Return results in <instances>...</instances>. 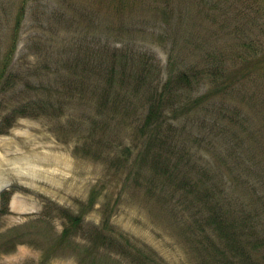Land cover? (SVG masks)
I'll use <instances>...</instances> for the list:
<instances>
[{
	"label": "rangeland",
	"instance_id": "374dc122",
	"mask_svg": "<svg viewBox=\"0 0 264 264\" xmlns=\"http://www.w3.org/2000/svg\"><path fill=\"white\" fill-rule=\"evenodd\" d=\"M257 4L256 14L252 0H0V52L16 40L19 74L0 120L27 101L45 109L0 133V264H264V61L250 60L251 37L264 48ZM114 53L123 59L102 100L88 80L94 61L108 65ZM146 61L147 82L182 70L191 79L166 92L178 99L168 110L178 117L169 177L138 159L144 107L128 74ZM63 209L82 221L67 233ZM94 228L118 245L95 241Z\"/></svg>",
	"mask_w": 264,
	"mask_h": 264
},
{
	"label": "trees",
	"instance_id": "16d2710c",
	"mask_svg": "<svg viewBox=\"0 0 264 264\" xmlns=\"http://www.w3.org/2000/svg\"><path fill=\"white\" fill-rule=\"evenodd\" d=\"M255 13L257 14L260 11L258 7V0H252ZM25 12V6L22 5L19 9L16 17L17 27L21 22V16ZM259 39L255 37L250 38V46L254 47V53L250 54V60H263L264 61V48L258 47ZM261 45V42H260ZM9 49L1 55L0 52V104L3 101V96L8 93L13 88L18 86V78L19 74L13 73L12 67V58L16 48V40L14 39L12 45L8 47ZM103 52H98L97 55H100ZM106 58L107 54H104ZM249 58V57H247ZM81 59L77 56L76 60ZM123 59V56L114 53L112 55V61L108 65H103V61L101 58L98 60V64L94 61V65L92 69L97 76L90 77L89 80H94L93 84L89 83L88 87L92 90L101 91L100 98L102 100L107 99L110 96V91L112 86H114V80L118 75V65L117 60ZM92 59H90L91 61ZM264 65V64H263ZM143 70L141 72L134 71L128 74L129 77L135 78V83L133 86V95L138 97L141 101L142 107H144L143 112H141L140 116V124L138 125V139H141V142L137 144L138 146V159L139 161L148 160L152 168L154 169L155 176L164 175L169 177L171 175L170 166L172 154L175 149L176 141L173 139V135H175V128H177V116H173L175 121H169L168 118V110L175 113L177 98L175 94L173 97H170V94L166 95V92L170 90L173 86L181 85V84H189L191 82L188 73L184 70L179 71L178 73L172 74L168 79L159 84H154L153 80H148L147 76L151 71L152 64L146 63L142 65ZM122 73L121 77L124 78L127 76L125 67L120 71ZM89 77V76H88ZM147 87L146 91L148 92L144 98H142V88ZM178 94V93H177ZM210 96L209 93L197 96L193 102L198 104L208 98ZM116 101V100H114ZM44 106L39 105V103H34L33 101H27L21 104L14 105L10 111L5 113V115L0 120V133L6 132L9 127H11L14 121L21 115H36L40 112L44 111ZM158 147V149H154ZM207 189V188H206ZM94 195L90 199V204H93ZM208 205H210L208 199ZM213 208V207H212ZM212 210H216L213 208ZM67 216L68 227L64 229V233H67L71 228H77L82 224L81 216L78 213H74L68 209L62 210ZM216 212V211H215ZM224 217L222 216L220 220L215 218L216 224L218 228H222L224 225ZM109 221V220H108ZM231 225V223H229ZM230 237L235 239H231ZM231 240H235V246L237 249L240 248L239 245L236 244L237 239L236 236H230ZM92 238L95 241H99L103 245H118L116 239H114L108 230L104 228H94L92 231ZM114 249V248H113ZM115 251L121 253L119 248H115ZM242 254L245 252L242 249Z\"/></svg>",
	"mask_w": 264,
	"mask_h": 264
}]
</instances>
